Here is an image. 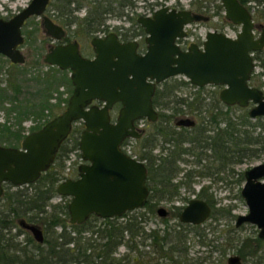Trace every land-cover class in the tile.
I'll use <instances>...</instances> for the list:
<instances>
[{
    "label": "water",
    "instance_id": "obj_1",
    "mask_svg": "<svg viewBox=\"0 0 264 264\" xmlns=\"http://www.w3.org/2000/svg\"><path fill=\"white\" fill-rule=\"evenodd\" d=\"M50 0H29L9 17H0V53L12 62L23 63L22 26L33 15H41L46 34L60 39L65 29L45 10ZM225 16L239 24L231 36L208 30L199 45L191 42L182 49L175 39L186 34L184 26L191 21L206 19L199 12L175 9L168 5L156 8L151 15L137 20L147 33L146 50L137 51V41L122 42L113 31L90 39L94 56L81 54L74 40L56 43L43 55V61L59 68L70 69L73 89L66 107L38 129L27 132L20 146L0 143V195L2 184L24 185L35 181L53 162L61 143L69 135L73 123L81 121L78 147L84 162L78 165V176L61 180L56 190L70 197L69 221L82 223L92 214L120 216L123 212L142 207L149 195L148 169L122 147L126 138L141 136L135 120H155L157 110L152 96L156 82L182 75L197 86L222 85L219 99L227 104L249 106L252 118L264 116V90L249 83L255 68V51L264 47V22H256L250 9L240 0H221ZM256 31L257 34H256ZM101 100L100 105L92 100ZM119 101L121 106L113 120L109 109ZM179 124L193 125L190 117H181ZM240 194L247 205L239 213L235 225L255 224L258 237L264 239V161L244 170ZM212 204L193 196L181 207V222L200 224L212 212ZM156 212L166 216L169 211L159 205ZM39 241L42 230L21 220ZM226 264H243L239 254H229Z\"/></svg>",
    "mask_w": 264,
    "mask_h": 264
},
{
    "label": "trees",
    "instance_id": "obj_2",
    "mask_svg": "<svg viewBox=\"0 0 264 264\" xmlns=\"http://www.w3.org/2000/svg\"><path fill=\"white\" fill-rule=\"evenodd\" d=\"M57 1L58 5L55 7L58 10L57 16L61 23L67 25L70 35L77 38L101 29L104 24V14L121 16L124 14L122 10L133 2L132 0H86L87 12L84 16H78L75 11L80 8L81 2L78 0ZM255 14L264 17V6L261 9H255ZM25 33L27 40L30 34L28 31ZM254 57L260 60V66L264 68V47L255 51ZM33 78L42 84L38 91L42 98L39 101H27L24 112L21 111L18 103L20 87L12 86L10 80L7 81L6 87H0V108L5 100H9L11 104L7 108V113L15 112L18 121L21 120L18 116L21 113L31 112L33 108L44 110L48 107L49 91L58 83L57 77L53 74L46 76L37 74ZM185 83V80L175 78L163 82V88L157 91L155 103L170 112L162 113L163 125L161 122L149 123L151 129L134 139L135 145L131 151L138 159L145 162L148 169L147 184L150 192L142 207L113 217L101 218L92 214L83 223L67 224L65 204H53L50 210L46 208L52 192L55 191L54 183L58 180L57 173L48 170L39 180L28 186L6 189L3 196V212L0 211V227L15 225V218L25 217L39 222L45 232V244L40 247L41 245L35 243L36 245H32L34 250L27 252L29 256L16 261L26 264H192L185 256L187 246L185 245L186 234L183 232L185 224L192 223L179 220L176 226H171L167 221V215H159L164 222L163 226L145 230L144 223L150 214L155 213L157 202L172 199L180 186L194 191L192 186L194 169L182 170L179 165L180 161H190L183 157L184 154L193 156L194 159L191 161L203 167L197 172L198 175L211 176L212 172L207 171V164L203 165L207 150L212 157L210 166H214L217 161L216 169H218L233 158V161H240L243 156L264 149V121L262 116H257L255 117L257 121L252 122L247 113L236 116L238 122L234 121L232 108L245 106L227 105L216 96L209 97L210 100L205 101L206 97L200 93L203 87L194 91L192 96L177 95L175 90ZM188 112L196 115L195 126L190 129L185 127L175 129L171 123L172 117ZM33 113L37 116L40 114ZM221 121L224 122V126L220 125ZM255 126L260 127L262 131L254 134L251 129ZM17 132L12 131L6 123H0V140L6 139L8 144H13L21 138ZM78 134V128L74 127L61 143L52 167H57L62 158L64 160L71 150L78 148ZM186 143L188 145H184ZM155 147L160 150L155 152ZM181 170V176L175 179ZM204 190L205 187H202L196 195L211 203L215 214L217 208ZM174 207L178 215L181 207L176 205ZM57 226L61 227L59 232L54 229ZM193 226L196 227L197 224ZM67 227L69 231H66ZM84 231H89L90 234L84 235ZM71 232H74V235H70ZM195 235L199 243L217 247L223 252L227 246H233V238L227 237L223 244H215L213 239L207 241L205 235L199 231H195ZM9 238L5 239L11 245ZM27 241L32 242V237L28 236ZM70 243L72 245L68 246ZM120 245H124L126 250L116 257L114 253ZM146 245L150 247L149 250L146 249ZM236 248L243 258L247 255L256 257L255 264L264 262V240L259 237H246Z\"/></svg>",
    "mask_w": 264,
    "mask_h": 264
},
{
    "label": "rangeland",
    "instance_id": "obj_3",
    "mask_svg": "<svg viewBox=\"0 0 264 264\" xmlns=\"http://www.w3.org/2000/svg\"><path fill=\"white\" fill-rule=\"evenodd\" d=\"M28 1L29 0H0V17L11 16L22 6H24ZM78 1L81 2L83 0ZM133 1L136 6H132L131 8H129V5L126 6L122 10L124 12V15L115 16L111 14L109 16H106L105 23L108 24V28H112L113 26H129L133 18L137 17L139 14H150L153 8H157L165 4L171 5L179 2L186 7L191 1L196 0ZM219 1L220 0H208L207 4H210L211 6L210 11L208 12L212 13V8L214 10V8L216 7L215 3H218ZM150 2H156V4L150 6ZM248 3H250V5L252 6L251 8L254 15V20L256 22H264L263 16L255 14V9L263 8L264 1L260 0L258 2L255 0H249ZM57 5V0H51V3H49L47 9L45 10V14L52 17L55 22L61 23L59 16H57L58 10L55 8ZM207 10L208 7L206 10L202 11L203 13L207 14ZM84 11V8L81 7L75 11V14L80 16L83 15ZM223 15V13L221 17L218 15H213L208 21H199L189 24L188 28L194 25H196L197 28L195 30L196 34L190 33L188 35V40L201 41V39L204 38L205 32L209 28H213L214 26L220 25L222 27L223 32L234 36L238 32L239 26H234L233 24H230L228 22L225 23L226 19ZM22 29L24 31H28V33L30 34L27 40L25 38L24 43L21 45V50L25 55V61L23 63H17L13 65L9 64V61L5 57L0 56V87H6V85L8 84V80L11 81L12 86L20 87V93L18 94V103L21 108V111L24 112L25 103L27 104V101H39L42 98L40 96L41 94L38 92L42 84L37 82L36 79L33 78L34 76H36L37 74H41L43 76L53 74L57 77L58 83L53 85V88L49 91L50 95L47 97V102L49 104H52V112H50L48 109L42 110L41 108H37L36 110L38 111H36L33 108L31 112L21 113L20 115L17 114L21 117V120L18 121L15 112H10L9 114L7 113V108L10 106L11 102L9 100H5L3 102L0 108V123H6L14 132L18 131L17 133L21 135V138L29 130H31V128L40 126L46 119L49 118V116H53L54 113L58 112V110L61 108V105L63 104V102H61V105H57L58 97H64L70 94L69 92L71 88V84L67 79V76L69 75L68 70L66 71V73L58 71L54 65H48L42 60L44 53L48 49V45L52 44L53 40L49 35H47L43 31V28L41 26V15H33L29 17L24 23ZM257 32L258 31H256V34ZM91 36L92 35L90 34L84 35L81 38H77L75 36L70 35L69 38H77L80 42L83 54L90 55L92 53V47L89 42ZM177 77H181L184 79V77L181 75H178ZM249 83L251 85L261 87L264 90V68L260 66V60L258 58H255V68ZM221 88L222 85L208 84L203 90L200 91V93L201 95H204L206 97L205 101H209V97L216 96L218 98V93ZM193 92V89L188 85L178 87L175 90V93H177V95L182 96H192ZM248 108L249 106H245L243 108H232V119L238 122V118H236V116L242 113L248 114ZM156 109L161 110L162 108L157 106ZM164 110L166 111L168 109L164 108ZM33 112H39L40 114L39 116H37ZM111 114L112 119L114 120L116 110L113 109L111 111ZM247 116L252 122L257 121L256 118H252L249 115ZM261 118L262 121H264V116H262ZM82 125L83 124L80 121H77L73 124V127L80 128L81 130ZM220 125L224 126V122L221 121ZM251 130H253L254 134L262 131L258 126H255ZM20 139L18 141H14V143H20ZM0 143L8 144V140H0ZM126 144H128V146L132 148L135 145L134 138H128ZM154 151H159V148L155 147ZM185 157H187L190 161L180 162L179 165L182 170H184L185 168L194 169L195 176L192 178V186L194 188V191L187 190L185 187L180 186L178 188V192L172 197V199L159 200L155 205V213L150 214L147 218V221L144 223V229L149 230V228L151 227H159L164 225V222L161 220V217L156 213V208L159 205H163L169 211V213L167 214V221L169 225L176 226L177 222H179V219L178 215L176 214L174 205L180 207L184 206L189 198L197 196L196 192L201 190L202 187H205L204 192L211 197L215 208H217V212L214 214V208H212L211 215L202 223L197 224L196 227L193 226L194 224H185L186 227L185 230H183V232L186 234L185 245L187 246V253L185 254V256L188 259V262L192 264H226V258L229 254H239L236 250V247L241 244L242 239L246 237L257 236L258 229L255 224L244 223L243 225L237 227L235 226V218L237 214L247 212V205L245 203L244 198L240 194V189L244 182V177H241V174L245 169L249 168L250 166L258 162L264 161V149H260L259 151L254 152V154H248L246 156H243L240 161H233V158L230 162H227L226 164H224V166L222 165L218 169H216V165H218L217 161L215 162L214 166H210L212 157L210 156L209 150H207V156H204L203 158L205 160H203V165L207 164V171L212 172L211 176L205 174L198 175L197 172L199 170H202L203 167H199L191 161L194 159L193 156L185 155ZM79 161L80 159L76 150L70 151L67 158H65V160L63 161V164L65 165L64 171H67L70 167H75ZM182 170L178 173V175H176L175 179H178L181 176ZM51 201L53 202L54 200ZM55 229V231L57 232L60 231L59 227ZM66 231L69 230L67 229ZM195 231L203 233L207 241L209 239H213V243L215 244H223L227 237L233 238V246H227L225 248V251L223 252L217 247H212L208 244H201L199 243L198 238L195 235ZM83 234L89 235L90 232L84 231ZM70 235H74V232H71ZM24 238L25 234H19L17 238L20 239L21 246L24 244ZM71 245L72 243H70L68 246ZM27 247L29 249L31 246L27 244ZM145 247L147 250L150 249V247H148L147 245ZM125 250L126 247L124 245H120L117 247V250L114 255L116 257H119ZM244 258L245 259H241L243 264H255L256 257L254 258L250 255H247ZM262 264H264V262H262Z\"/></svg>",
    "mask_w": 264,
    "mask_h": 264
},
{
    "label": "flooded vegetation",
    "instance_id": "obj_4",
    "mask_svg": "<svg viewBox=\"0 0 264 264\" xmlns=\"http://www.w3.org/2000/svg\"><path fill=\"white\" fill-rule=\"evenodd\" d=\"M133 1V0H132ZM203 1V2H202ZM207 1L208 0H196V1H191L186 7L182 4V3H179V2H177V3H174V4H171V5H168V4H165V5H168L170 8H175V9H189V10H191V11H193V12H199V13H202L203 15H205L207 18L206 19H201V20H194V21H191V22H189L188 24H186L185 26H184V28H185V32H186V34L184 35V36H182V37H178V38H176L175 39V42L182 48V49H186L188 46H189V44L191 43V42H195V43H197V44H199V45H201L202 44V41H203V39H201V41H199L198 39H196V40H198V41H195V40H188V35L191 33V34H193V33H195L196 34V32H195V30H196V25H194V26H192V27H189L188 28V25L189 24H191V23H195V22H199V21H208V20H210V18L213 16V15H218V16H222V13L224 14V8H223V6H222V3H221V0L217 3H215V8H214V10H213V8H212V13H210V12H208V11H210V4H207ZM243 4H245L249 9H250V11H251V13H252V17H253V19H254V15H253V12H252V6L250 5V3H248V1L249 0H240ZM255 1H258V0H255ZM49 3H51V0H50V2ZM150 4V6L151 5H154V4H156V2H150L149 3ZM49 5V4H48ZM132 6H136L135 5V3H134V1L129 5V8H131ZM163 6V5H162ZM48 7V6H47ZM81 7H83L84 8V13H83V15H80V16H84L85 14H86V12H87V9H88V4L86 3V0H83V1H81V6H80V8ZM207 7H208V10H207V14H205V13H203V11L202 10H206L207 9ZM158 8V7H157ZM156 8H153L152 9V12L150 13V14H139V15H151L152 13H153V11L155 10ZM220 10V11H219ZM222 12V13H221ZM105 16V18H104V24L102 25V28L101 29H99V30H97V31H94L93 33H91V38L93 37V36H95V35H98V36H101V37H103L104 35H106L108 32H110V31H113L114 33H116L117 34V37H118V39L120 40V41H122V42H125V41H129V40H136L137 41V51L139 52V53H143L145 50H146V42H145V36H146V32L144 31V28L140 25V23L138 22V20H137V18H138V16L137 17H135V18H133V20H132V22H131V24H129V26H113L112 28H108V24H106L105 23V20H106V16H109V15H111V14H104ZM124 15V14H123ZM126 15V14H125ZM79 16V15H78ZM224 16V18L226 19L225 20V23H230V24H233L234 26L235 25H237V26H239V24H236V23H233L232 21H230L226 16H225V14L223 15ZM31 17V16H30ZM125 17V16H124ZM52 18V17H51ZM53 19V18H52ZM54 20V19H53ZM55 21V20H54ZM26 22V21H25ZM24 22V23H25ZM64 29H65V34L60 38V39H55V38H53L52 36H50L49 34H47V35H49L51 38H52V40H53V42H52V44H49L48 45V49H47V51L53 46V45H55L56 43H65V42H67V41H70V40H76L77 42H78V46H79V50H80V52H81V54L83 55V56H85V57H93L94 56V51H93V48H92V53L90 54V55H86V54H83V52H82V49H81V46H80V42L78 41V39L77 38H67V36H69V30H68V28H67V25H65V24H63V23H59ZM24 25V24H23ZM23 27V26H22ZM21 30H22V33H23V35H24V41H25V38H26V33H25V31L21 28ZM208 30H217V31H221V32H223V30H222V27H221V25L220 26H214L213 28H209ZM207 30V31H208ZM67 31H68V33H67ZM206 31V32H207ZM205 32V33H206ZM90 35V34H89ZM84 36V35H83ZM83 36H80V37H78V38H81V37H83ZM90 38V39H91ZM24 41H23V43H24ZM89 42H90V40H89ZM22 43V44H23ZM21 44V45H22ZM90 45H91V43H90ZM91 47H92V45H91ZM45 54V53H44ZM0 56H2V57H5L8 61H9V64H17V62L15 63V62H12L7 56H5L4 54H2V53H0ZM43 58V57H42ZM43 60V59H42ZM46 64H48V65H54L56 68H57V70L58 71H62V72H65L66 73V71L68 70L69 71V75L67 76V79H68V81L70 82V84H71V88H70V94H71V92H72V89H73V83L71 82V79H70V69L69 68H59L57 65H55V64H49V63H46ZM178 75H176V76H171V77H169V78H167V79H165V80H162V81H160V82H156V84H155V90H154V94H153V96H152V103H153V106L155 107V109H156V107L157 106H159L157 103H155L156 102V96H158L157 94V91H159V90H161L162 88H163V82L164 81H166V80H170V79H177V80H179V79H182V80H185V84L184 85H182V86H190L192 89H193V91H196L199 87H203V88H205L207 85H203V86H197V85H195V84H193V83H191L186 77H184V79L183 78H181V77H177ZM182 76V75H181ZM182 86H179V87H182ZM70 94H68V95H66V96H64V97H60L59 96V98H58V102H57V105H61L60 103L61 102H63V104L61 105V108L58 110V112H56V114H58L59 112H61L65 107H66V105H67V100H68V97H69V95ZM67 99V100H66ZM92 103H96V104H98V105H100L101 103H102V101L101 100H92ZM120 106H121V104H120V102L119 101H116V102H114L113 103V105H112V107L109 109V112H110V114H111V111L113 110V109H115L116 110V115H117V112H118V110H119V108H120ZM51 107H52V104H49V106L48 107H46L45 108V110H49L50 112H52V110H53V107H52V109H51ZM160 108H162L161 110L160 109H156L157 110V118L155 119V120H151V119H148L147 117H141V118H139V119H137V120H135V125L138 127V128H140L141 129V131H142V133H141V135L142 134H144V133H147L150 129H151V125L149 124V123H154V122H157V123H160L161 122V124L163 125V123H164V120H163V116H162V113H169L170 112V110H164V108L163 107H161V106H159ZM56 114H54V115H56ZM53 115V116H54ZM116 115H115V117H116ZM53 116H49V118L48 119H50L51 117H53ZM111 117H112V114H111ZM181 117H190V118H192L193 120H194V124L193 125H185V124H179V123H177V121L178 120H180L181 119ZM48 119H46L43 123H45ZM142 121V122H141ZM172 122V124L175 126V129H177V130H179V129H182L183 127H185V128H188V129H190V128H192V127H194L195 126V124H196V122H197V117H196V115H194V113H190V112H188V113H179V114H177V115H174L173 117H172V120H171ZM81 122V121H80ZM82 123V122H81ZM74 124V123H73ZM42 125V124H41ZM40 125V126H41ZM40 126H36V127H33V128H31V130H29L28 132H30V131H33V130H36V129H38ZM72 128H74L73 126H72ZM82 128H83V125H82ZM78 130H79V134H80V128H78ZM71 131H72V129H71ZM70 131V132H71ZM78 134V135H79ZM24 136V135H23ZM68 137V136H67ZM140 137V136H139ZM129 138H131V137H129ZM137 138V137H136ZM22 139V138H21ZM20 139V140H21ZM78 139H79V137H78ZM135 139V138H134ZM128 140V138H126L124 141H123V144H122V147L124 148V150H128L131 154H133L132 153V151H131V148L128 146V144H126V141ZM5 144V143H4ZM8 145H13V146H17V147H19L20 146V143H18V142H15V143H13V144H8ZM184 145H188L187 143L186 144H184ZM78 147V146H77ZM60 148V147H59ZM59 150V149H58ZM73 150H76V152H77V154H78V156H79V159H80V161L78 162V164L75 166V167H70L67 171H64L65 170V165L63 164V161L65 160H63V158L60 160V163H59V165L57 166V167H52V164L54 163V160H55V158H56V155H57V153H56V155H55V158H54V160H53V162L50 164V166L46 169V170H44L41 174H40V176L35 180V181H33V182H31V183H34V182H36L37 180H39V178L43 175V173H45L46 171H48V170H51V172H54V173H57L56 174V176L58 177L57 179L58 180H56L55 181V183H54V188H55V191L54 192H52V195H51V197H50V199H49V205H47L46 206V208L47 209H49L50 210V208H51V206L53 205V204H65L66 205V211H67V224H76V222L75 223H72V222H70L69 221V215H68V202H69V200H70V197L68 196V195H66V194H61V193H58L57 192V190H56V186H57V184L61 181V180H63V179H65V178H75V177H77L78 176V165L81 163V162H84L83 160H82V158H81V155H80V151H78L79 150V147L77 148V149H73ZM160 150V149H159ZM72 151V150H71ZM58 152V151H57ZM69 155V154H68ZM67 155V156H68ZM185 155L186 154H184L183 155V157H185ZM188 156V155H187ZM67 158V157H66ZM187 158V157H186ZM180 162H184V161H180ZM179 162V163H180ZM63 165V166H62ZM147 176H148V174H147ZM241 177H244V171H243V173L241 174ZM30 183H28V184H24V185H13V184H11V183H9V182H4L3 184H2V186H3V192H2V194L0 195V211H2L3 212V208H4V206H3V202H4V198H3V196H4V194H5V191H6V189H8V190H12V189H16V187H21V186H25V185H29ZM148 185V184H147ZM149 188V187H148ZM150 192V191H149ZM205 199V198H204ZM51 200H54L53 202L51 201ZM63 215V214H62ZM15 220H16V223H15V225H5V226H1L0 227V264H14V263H20V262H18V261H16L17 259H20V258H24V257H26V256H29V254L27 253V252H31V251H33L34 249H32V245H36L35 243H37V244H39V245H41L40 247H42L44 244H45V242H44V239H45V232H44V229H43V226L39 223V222H34V221H31V220H28L27 218H25V217H17V218H15ZM21 220H24L25 222H27V223H33V224H36V225H38L39 227H40V229L42 230V235H43V238H42V240L41 241H39V240H37L36 238H35V236L33 235V233H32V231L30 230V229H28V228H26L24 225H22L21 223H20V221ZM11 222V221H10ZM83 223V222H82ZM244 223H249V222H243V223H241L240 225H238V226H241V225H243ZM17 225V226H16ZM236 226V225H235ZM237 226V227H238ZM256 226V225H255ZM57 227H59V228H61L60 226H57ZM57 227H55V228H57ZM54 228V229H55ZM67 229H69V227H67ZM66 229V230H67ZM56 230V229H55ZM61 230V229H60ZM19 234H25V241H23L24 242V244L21 246V242H20V239H17L18 238V236H19ZM257 234H258V232H257ZM28 236H30V237H32V242H30V241H27V238H28ZM11 238V240H10V238ZM257 237H258V235H257ZM5 238H9V242H11V245H9V243H7L6 242V239ZM260 239H262V238H260ZM262 240H264V239H262ZM27 244L28 245H30L31 247L28 249V247H27ZM8 249H11V250H8ZM17 249V250H16ZM8 251V252H7ZM9 251H14V252H9ZM239 256H240V258L241 259H245V258H242L243 256L239 253ZM242 261V260H241ZM24 264H26V263H24Z\"/></svg>",
    "mask_w": 264,
    "mask_h": 264
}]
</instances>
